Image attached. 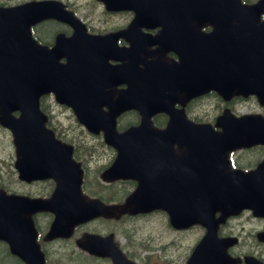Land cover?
Masks as SVG:
<instances>
[{"label":"water","instance_id":"95a60500","mask_svg":"<svg viewBox=\"0 0 264 264\" xmlns=\"http://www.w3.org/2000/svg\"><path fill=\"white\" fill-rule=\"evenodd\" d=\"M188 1L190 2L189 12L192 14L188 28L197 30L209 24L212 29L201 35L189 36L187 47L183 42L176 41L174 35L168 34L167 37L172 43L180 44L178 52L182 56L181 64L167 65L161 63L164 60L159 57L141 69L143 76L140 80V87L145 96L141 99L121 100L118 104L125 105V107H138L143 114L142 123L119 133L114 139L108 138L121 142L117 144L119 149L117 163L133 164L134 161L129 158L128 151L143 149L138 146H129L128 143L155 141L186 143L188 141L194 149L218 150L222 143L233 148L241 142L264 141V119L260 116L247 115L235 118L229 110H225L224 115L219 116L216 122L224 129L222 131L210 129L209 131L203 126L211 125L210 123H195L186 119L184 114L176 113L171 109L175 101V89H181L188 98L209 89H215L225 98L234 94L253 93L264 102V19L261 18L264 12V0L254 3H244L242 0ZM175 5L173 0H145L133 7L137 12H145L147 24L154 25L164 21V19H158L156 15L170 13ZM177 5L180 13H183L180 1ZM29 16L27 5L0 9V54H2L0 64L5 67L0 69V103L1 112L7 113H2L0 120L14 131L19 150L20 148L26 150L23 145L27 141L42 140V138L33 137L42 132H30L29 130L34 125L43 123L31 111L35 107L38 108L39 95L47 88L39 81L38 72L33 77L26 65L16 63L23 61V57H16L9 53L16 46L14 42L16 38L13 35L27 26L30 22ZM184 18L185 16L165 20L164 22L172 24L171 27L165 28L171 31L186 29L187 20ZM95 49L99 50V48ZM16 52H22V48L18 46ZM15 109L21 111L17 117L12 113ZM158 110H167L171 114L167 129L163 131L151 126L150 117ZM258 127L263 130L257 129ZM209 133L217 135L213 139L214 143H211L212 138ZM225 136H229L227 142ZM49 140L55 139L50 136ZM200 141H205L207 144L197 145ZM62 147L59 145L34 148L40 152L37 155L40 162L33 163L34 166H32L30 163L22 164V161H19L23 176L32 178V175L40 173L43 169L50 173H59L64 166L69 164L56 159L54 152ZM206 157L209 159L203 158L201 163L211 165L213 163L212 154ZM180 160L179 158V162ZM171 180L170 177L165 179L159 177L152 185L142 176L140 187L127 198L125 203L105 205L97 199L86 202L85 197L81 195L79 178L75 182H69L68 187L71 193L65 190L64 181L66 180L59 178L54 196L49 201L64 203L61 213H64V216H70L72 223L78 221L75 215L77 213L88 216L98 214L119 216L125 212L137 213L162 207L168 210L174 223L185 225L198 221L209 226L214 224L211 211L224 208L230 211V208L234 206L253 205L251 189L245 182L240 183L241 178L238 181H232L236 184L235 186L226 185L230 182L216 178L178 180L177 194L170 188ZM232 189L239 191L240 200ZM246 194V197L243 196ZM260 195L256 196L259 200L262 199V194ZM3 198L6 200L0 199V208L7 205L11 211V203H8L10 197L3 195ZM88 203H96V205ZM59 220L60 214L57 213L56 223ZM9 226L4 223L0 224V237L11 241V234L17 243L14 247L15 251L27 259L19 248V244L21 246V242H24L26 246L27 240L32 239V235L19 230L10 232ZM1 228L8 232L6 233L5 230L1 232ZM53 229L58 230L57 224L53 226ZM35 254L36 249L34 248L28 255L31 257V260H27L29 264L35 263ZM38 256L36 254V257Z\"/></svg>","mask_w":264,"mask_h":264},{"label":"flooded vegetation","instance_id":"af4514ba","mask_svg":"<svg viewBox=\"0 0 264 264\" xmlns=\"http://www.w3.org/2000/svg\"><path fill=\"white\" fill-rule=\"evenodd\" d=\"M45 1L52 11L50 17L37 21L32 25V30L36 39L44 47L34 49L27 48L28 64L51 69V74L55 80L53 89L41 95V108L47 114V124L56 135L62 139L63 147L55 151L57 157L65 161L72 155L79 161L82 170V188L91 196L100 198L106 203H120L127 197L138 184L136 178L116 177L113 178L107 173V170L114 163L118 150L115 144L106 139V131L113 127L112 108L107 103L99 104L97 99L104 100H126L130 98V84L127 77L117 79L116 83L104 84L98 86L95 76L98 71L91 69L93 63L82 61V51L78 49L79 45H84L92 49V46H99L103 50H94L104 54L90 53V56L99 62L100 67H125L132 60L136 59L135 64L140 68L144 63L139 60L145 51L130 50L132 43H143L147 35L135 32L129 29L133 15L124 12L105 13L107 22L114 16L121 15L122 23L111 27L97 28L89 22V19L83 17L86 22L84 26L80 23H74L65 19V13L60 12L58 7L51 1ZM62 1V0H61ZM11 0H0V3H14ZM69 3H67L68 5ZM82 20V21H83ZM83 21V22H84ZM84 22V23H85ZM84 27V28H83ZM117 32L112 37H104L107 33ZM152 35L158 34L157 29L147 30ZM136 33L139 36L130 41L129 34ZM32 45V44H31ZM33 46V45H32ZM28 47V45H27ZM77 47V48H76ZM155 47V46H154ZM154 47L150 49H154ZM82 48V47H81ZM168 56L179 59L178 55L169 51ZM74 69V73L79 77L84 74H92L93 81L89 84L79 81L73 87L74 82L70 77H66L64 82L60 80V69ZM110 72V73H109ZM113 78L117 73L109 71ZM50 73L48 72V76ZM114 79V78H113ZM76 91V92H75ZM67 92V93H65ZM206 96L196 97L186 100L181 97L182 102L175 104L177 109H184L185 113L191 115H201L198 111L203 109V103L207 104ZM62 98H73V103H65ZM227 106V105H226ZM225 106V107H226ZM54 108L69 111L64 113L68 118L62 119L57 116ZM208 111L205 114L208 115ZM201 121V118H195ZM153 120L158 127H165L168 120V114L165 112L156 113ZM141 121L139 110L132 108L122 111L116 117V127L118 131H124L131 125H137ZM48 141L26 142L28 147H39L49 145ZM144 145H152L156 149L144 150V154L151 153H171L178 150L180 142L173 141L171 144H158L145 142ZM13 161L9 168V175L5 176L0 183V187H5L12 192H20L38 197H49L57 187V180L49 175L36 174L30 179L24 178L19 167V161L23 163L40 162L37 150H31L30 156L23 159L22 152L13 145ZM169 147L170 149H166ZM160 148V149H158ZM162 148H164L162 150ZM85 151H84V150ZM84 151V152H82ZM229 166L232 169L244 171H253L255 180L264 182V144L258 143L247 147H241L229 153ZM63 168H70L64 166ZM161 170V167H159ZM227 166L219 163L216 170L224 172ZM222 176V175H221ZM7 186V187H6ZM124 197V199H120ZM154 214H161L166 218L167 228L173 236L169 242H165L160 237L151 235L141 238L130 237L128 232L111 227L108 230L89 227L95 220H102L106 223L125 224L126 219L132 217H141ZM220 213H217V216ZM53 216V215H52ZM102 217V218H100ZM98 218V219H97ZM97 218L77 224L71 235H60L48 238V232L53 218L48 211H39L34 215V222L37 228V238L34 241L38 249L43 253L46 264H55L52 260L61 261L65 259L63 252L67 251V257L73 259L75 264H128L118 259L124 255L127 259L134 260L137 264H152V253L164 259L166 264H264V213L258 206L243 209L235 214L228 216L224 221L216 226L215 235H212L205 252L191 259L193 251L199 240L205 235L209 226L194 225L179 229L169 220L166 211L157 209L149 212H139L137 214H124L119 217L99 216ZM106 218V219H104ZM245 219L249 227L245 226ZM197 229L198 239L193 243L184 256L182 263L177 259L167 258L170 252L181 249V242L178 243L179 233L185 236L192 229ZM88 233H98L102 237L87 236ZM131 245L136 246V253L130 249ZM166 252V254L164 253ZM40 256V254H39ZM9 249L3 246L0 241V262L5 264H27L19 256L13 257ZM27 260L31 257L26 255ZM40 258V257H39ZM15 261L12 263V260ZM11 261V263H10ZM57 264H68L59 262ZM153 264H162L154 262Z\"/></svg>","mask_w":264,"mask_h":264},{"label":"rangeland","instance_id":"374dc122","mask_svg":"<svg viewBox=\"0 0 264 264\" xmlns=\"http://www.w3.org/2000/svg\"><path fill=\"white\" fill-rule=\"evenodd\" d=\"M11 1H20V0H11ZM70 3L81 15L85 16L89 19V22L97 28H106L111 27L117 23L121 24L123 21L121 19V15L114 16L110 21H106L109 16L104 14V7L98 0H65ZM207 104L203 103V109L198 111L200 114H204L205 117H208L205 114L206 110H209V116L211 114H215L223 105L222 101L213 98L205 99ZM233 108L238 112H255L258 110H263L264 107L259 106L257 101L253 98L250 100H240L233 105ZM54 111L57 113V116H61L64 120L69 116H64V113H68L69 111L60 110L58 108H54ZM13 143H12V135L9 130L5 129L0 125V178L3 180L5 176L9 175L10 163L13 161ZM84 150V149H83ZM85 151V150H84ZM82 151V152H84ZM6 181H1L3 183ZM114 227L119 231L123 230L128 232L130 237L141 238L143 236L151 235L155 237H160L164 239L165 242H169L170 237L173 236L172 233L169 232L167 226L166 218L161 214H154L148 216L141 217H132L126 219L125 224H121L119 222L116 223H106L102 220H95L89 227L98 228L102 230H108L109 228ZM246 228L249 227L248 221L245 219ZM197 229L189 232L185 238L182 236V233H179L178 243L181 242V249L174 250L170 252V255L167 258L177 259L180 263L184 256L189 251L191 245L195 243L198 239ZM130 249L133 253H136V246L131 245ZM166 254V252H164ZM65 259L61 261L52 260L55 264L59 262H67L68 264H75L73 259H69L67 257V251L63 252ZM1 260V258H0ZM15 259L12 260V263ZM159 262L162 264H166L164 259H161L154 252L152 253L151 263ZM11 263V261H10ZM0 264H5L1 263Z\"/></svg>","mask_w":264,"mask_h":264},{"label":"trees","instance_id":"16d2710c","mask_svg":"<svg viewBox=\"0 0 264 264\" xmlns=\"http://www.w3.org/2000/svg\"><path fill=\"white\" fill-rule=\"evenodd\" d=\"M214 99V98H213Z\"/></svg>","mask_w":264,"mask_h":264}]
</instances>
